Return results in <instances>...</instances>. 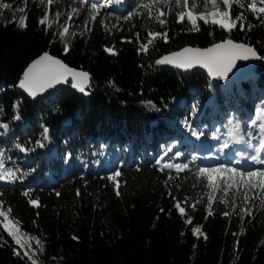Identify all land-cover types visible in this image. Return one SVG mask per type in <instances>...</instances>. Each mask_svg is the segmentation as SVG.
I'll list each match as a JSON object with an SVG mask.
<instances>
[{
    "label": "trees",
    "instance_id": "obj_1",
    "mask_svg": "<svg viewBox=\"0 0 264 264\" xmlns=\"http://www.w3.org/2000/svg\"><path fill=\"white\" fill-rule=\"evenodd\" d=\"M251 2L230 0L229 8L222 0L216 7L211 0H124L117 12L109 0V8L93 18L88 0H0V124H9L7 134L0 135V151L5 167L26 173L18 182H0V209L43 243L33 248V257L25 256L0 223V264H264V192L248 191L244 201L242 186L225 189L218 181L209 215L212 189L207 177L198 175L201 166L188 157L184 173L156 166L172 139L240 117L239 109L250 106L253 82L235 96L203 71L183 73L155 61L184 47H211L231 38L257 50L262 64L254 74L262 86L264 13H252ZM4 4L23 11L12 19L2 11ZM217 10L236 20L230 33L200 19L196 31L187 20L191 11L210 21ZM130 11L133 15L124 19ZM44 17L46 23L39 25ZM45 52L90 73V93L68 88L44 102L22 94L23 72ZM178 99L183 103H171ZM43 127L48 138L39 148L35 141L43 138ZM49 144L53 156L45 152ZM25 147L34 149L27 152L28 163L20 151ZM128 150L132 154L124 166ZM116 151L120 158L103 157ZM115 171L121 175L109 179ZM174 198L185 207L183 216Z\"/></svg>",
    "mask_w": 264,
    "mask_h": 264
},
{
    "label": "snow or ice",
    "instance_id": "obj_2",
    "mask_svg": "<svg viewBox=\"0 0 264 264\" xmlns=\"http://www.w3.org/2000/svg\"><path fill=\"white\" fill-rule=\"evenodd\" d=\"M44 0H40V3H43ZM53 0H47L48 4H52ZM93 14V18L98 8H103L104 4L100 0H88ZM180 0H176V3L179 4ZM187 0H185V3ZM223 5L231 7L230 0H222ZM213 7H216V0H211ZM261 3L264 4V0H261ZM135 4L133 8H135ZM4 8L11 7L10 5L4 4ZM250 8L252 13H264V6L257 7V4L254 2L250 3ZM23 11V9H19ZM133 15V12L130 11L124 19H129ZM180 18H184V12H180ZM241 17L238 15L237 19ZM198 19L203 20L205 24L211 23L212 25H218L220 29L226 30L228 33L232 31L236 26V20H229V13L227 11H213L211 13V19L209 21L208 17L200 16L197 17L191 11L187 13V20L191 23V26L194 30L199 31L197 27ZM47 17L40 19L38 21L39 25H44L46 23ZM21 26L25 25V20L21 19L19 21ZM160 23L163 24L164 21L160 20ZM243 25H241V31H243ZM68 27L63 28V33H68ZM159 35V33H156ZM62 36V33H61ZM164 40L167 42V32L163 33ZM148 43H151L149 41ZM145 51H147L146 45H140ZM107 51L111 52L112 49L108 48ZM250 59H261L257 55V50L249 46L248 43H237L234 42L231 38L223 39L222 42L213 41L211 47L205 48H195V47H184L182 51H175L171 55H164L162 58L157 59L155 63L157 65H174L179 69L190 70L196 66H201L206 68L208 73L212 77H222L224 79L228 78V74L236 66L237 61H249ZM71 77L72 87L78 89L81 93H85V85L88 82L89 76L87 72L75 71L72 68L64 64L60 59H56L53 56L49 55L47 52L39 56L38 59H35L30 66L27 67L26 71L23 72V78L19 80L18 87L19 89L24 90L31 98L37 97L38 94H43L49 89H53L56 85L61 84L68 80ZM15 119L19 120L20 116L15 115ZM252 130L245 129L244 135L251 137V139L256 141L255 145H252V151L244 155L243 152L239 153L241 159L235 161L237 167L225 166L220 164L219 166L214 167H199L198 175L200 177H207L206 185L211 187L212 193L207 197V208L208 214H211L212 209V194L216 192L218 181H220L225 189H232L235 187H241L244 190L243 199L244 201L249 200L248 191L264 192V169H253L243 168V163L255 164L259 162L261 165H264V158L261 157V152L264 150V112L260 114L259 119H252ZM9 129L8 123L0 124V135H6ZM43 138L37 139L35 141L37 147L43 148L44 142L48 138V128L43 127ZM233 136L239 135L241 133L240 124L237 122L233 125L232 128ZM193 135L199 137L202 135V132L193 131ZM19 148V145H17ZM221 148L225 150H230L229 140H224L221 144ZM21 152H31L34 151L31 147L20 148ZM174 155H180L178 152ZM70 158V154L65 155V162ZM11 159V158H9ZM163 157L156 161L157 164L161 163ZM5 153L0 151V182L6 183H15L18 182L21 176L26 175L24 172H20L19 168L13 169L12 167H5ZM189 164H173L165 163L162 165L161 170L164 169H176L178 172L187 170ZM226 174V175H225ZM121 175L120 171H115V174L110 176L109 179L115 180L116 177ZM204 187L203 185L201 186ZM117 195L120 193L117 192ZM25 197L28 196V191L23 193ZM59 195V193H57ZM171 195V193H169ZM31 204L39 207L38 201L36 199L31 200ZM174 207L178 210L179 214L183 216L185 214V207L181 206V203L176 201L174 198ZM195 207V205H193ZM163 211V209H161ZM245 211V209H241ZM251 214V209L247 210ZM223 215L227 216L228 212L225 211ZM0 217H3L4 220L0 221L3 223V229L7 230L8 234L14 239L15 244L23 247L21 242V236L18 235L19 229L16 228L13 224L8 222V215L6 212L0 211ZM188 224H192V220L188 219L186 221ZM193 232L198 234L200 233V228H194ZM207 237H205L206 239ZM30 239V238H29ZM37 244L40 243L39 240L36 241ZM17 255L20 253L17 252ZM25 256L28 255L27 252L24 253Z\"/></svg>",
    "mask_w": 264,
    "mask_h": 264
},
{
    "label": "rangeland",
    "instance_id": "obj_3",
    "mask_svg": "<svg viewBox=\"0 0 264 264\" xmlns=\"http://www.w3.org/2000/svg\"><path fill=\"white\" fill-rule=\"evenodd\" d=\"M258 1L261 2V0H258ZM100 2L103 3L104 6H107V7H108L109 0H100ZM262 5L264 6V4H262ZM10 6H11V5H10ZM120 7H121V3H117V4H115V6H114L113 8L116 9V8H120ZM1 8H2V11H6V13H7L6 15H7V16H12V19L18 18V17L21 15V13H22V11H20L19 9H16V8H14V7L4 8L3 5H2ZM108 8H109V7H108ZM100 9H101V8H98L97 11H96V13H97ZM120 9H121V8H120ZM223 12H224V11H222V13H223ZM74 14H75V13H74ZM196 16H197V15H196ZM229 20H230V19H229ZM79 30H80V27H77V28L75 29V32H74V33H78ZM249 80H251V81L253 82V84H252V86H251V89H250V90H252L251 92H257V93L259 94V93H262V91H264V84H263L262 86L257 85V83H256L257 77H256V75L253 73L252 75H248V76L244 77L243 79H238V78H236V79H231V80H229V81L231 82V84L233 85V90L231 89L232 91L229 90V92H233V91H234V95H235V96H236V95H244V94L246 93V90H247V88L245 89V87H244V83H246V82L249 81ZM229 86H231V85H229ZM228 89H230V88L228 87ZM228 102L233 106V104L231 103V102H232L231 99H228ZM171 103H179V104H182V103H183V99L173 100ZM212 103H213V102H210V106H211V107H212ZM247 103H249V102L247 101ZM207 105H208V104H206V105L203 106L202 111H204V110L208 107ZM233 109H234V108H233ZM242 111L244 112L245 109H243ZM213 112L215 113V110H214ZM201 114H202V112L199 113V114H196L195 117H196V118H197V117L200 118ZM231 116H232V119H233L234 116H233V115H231ZM246 117H248V116H246ZM251 118H252V117H251ZM251 118H250V120H246L247 125H250V124H251L252 119H259L258 114H256V116H255L254 118H252V119H251ZM172 145H173V144H172ZM45 152H47L50 156H53V155H54L53 147H52L50 144L48 145V148L45 150ZM47 153H46V154H47ZM131 153H132V150H128V151H127L126 155L124 156L125 162H126V161L129 162ZM167 153L169 154V152H167ZM23 154H24V156H25L26 158H28L27 161H26V163H28L31 154H30V153H26V152H23ZM111 155H112V157H113V160L121 157V154H120L118 151H116V152H111L110 156L107 155V153H105L103 157H104V158L106 157V158H108V159H112V158H111ZM160 158H161V157H158L157 160L160 159ZM169 158H170V157H169ZM169 158L167 157V155H164V156H163V160H164V159H169ZM163 160H161V162H162ZM172 160L174 161V158H173ZM128 162H127V163H128ZM124 165H125V164H124ZM157 166H158L160 169L162 168V164H161V163H160V164H157ZM227 166H229V165H227ZM213 167H214V166H213ZM106 168H109V166L107 165ZM253 169H256V168H253ZM225 175H226V174H225ZM33 178H38V176H37V175H34ZM47 179L50 180V179H51V176L48 175V176H47ZM32 180H34V179H32ZM30 182H32V181H30ZM0 211L5 212L4 210H1V209H0ZM6 213H7V215H8V222H10V223L13 224L16 228L19 229L18 235L21 236V242H22V245H23L22 248H23L24 252H27L28 255H29L30 257H33V254H32V250H33V248H35V247L38 246V245H42V244H43L42 241H41L40 238H38L37 236H35V235H33V234H30V233H26V232H24V231L21 229V227L19 226V223H18L16 220H13V219L11 218L10 213H9V212H6ZM1 219H2V221L4 220L3 217H1ZM29 238H30V239H29ZM37 240L40 241L39 244L36 243Z\"/></svg>",
    "mask_w": 264,
    "mask_h": 264
},
{
    "label": "water",
    "instance_id": "obj_4",
    "mask_svg": "<svg viewBox=\"0 0 264 264\" xmlns=\"http://www.w3.org/2000/svg\"><path fill=\"white\" fill-rule=\"evenodd\" d=\"M235 42V41H234ZM182 51V50H180ZM49 54V53H48ZM172 54V53H171ZM169 54V55H171ZM51 55V54H49ZM257 55L259 56L258 52ZM52 56V55H51ZM54 57V56H53ZM260 57V56H259ZM56 59H60L58 57H54ZM261 58V57H260ZM38 59V58H37ZM64 64H66L62 59H60ZM262 64V59L256 60V59H250L249 61H237L236 66L232 69V71L228 74V78L224 79L222 77H212L206 68H203L201 66H196L193 69L190 70H185V69H179L177 67H175L174 65H160L163 68H169V69H173V70H177L183 73H191L194 72L196 70H200L203 71L205 74H207L211 80L214 83H218L219 81H221V85L225 86L227 84L230 83L229 80L231 79H243L244 77L248 76V75H252L253 73H255L256 69ZM67 65V64H66ZM30 66V65H29ZM68 66V65H67ZM70 67V66H68ZM72 68V67H70ZM75 71H82L85 72L83 70H78V69H74ZM26 71V70H25ZM88 73V72H87ZM89 79L87 84L85 85V93H81L78 89L73 88L72 87V79L71 77L68 78L67 81L56 85L53 89H49L47 90L45 93L43 94H38L37 97L35 98H31L24 90L19 89L18 90L24 94L26 97H28L29 99H31L32 101H37V102H44V101H48L50 100L55 94H57L58 92L68 89L70 88L73 92L78 93V94H89L90 93V87H91V83H92V76L90 73H88ZM23 78V77H22Z\"/></svg>",
    "mask_w": 264,
    "mask_h": 264
},
{
    "label": "bare ground",
    "instance_id": "obj_5",
    "mask_svg": "<svg viewBox=\"0 0 264 264\" xmlns=\"http://www.w3.org/2000/svg\"><path fill=\"white\" fill-rule=\"evenodd\" d=\"M252 91V90H251ZM262 97H263V95H262Z\"/></svg>",
    "mask_w": 264,
    "mask_h": 264
}]
</instances>
